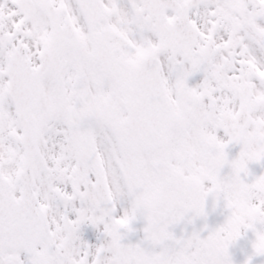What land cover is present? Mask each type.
Listing matches in <instances>:
<instances>
[{"label":"snow or ice","instance_id":"1","mask_svg":"<svg viewBox=\"0 0 264 264\" xmlns=\"http://www.w3.org/2000/svg\"><path fill=\"white\" fill-rule=\"evenodd\" d=\"M241 240L264 264V0H0V264Z\"/></svg>","mask_w":264,"mask_h":264}]
</instances>
